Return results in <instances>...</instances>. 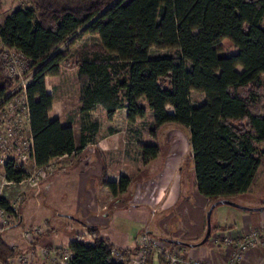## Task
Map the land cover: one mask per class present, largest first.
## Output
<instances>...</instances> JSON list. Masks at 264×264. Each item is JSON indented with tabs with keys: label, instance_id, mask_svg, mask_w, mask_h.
<instances>
[{
	"label": "trees",
	"instance_id": "obj_1",
	"mask_svg": "<svg viewBox=\"0 0 264 264\" xmlns=\"http://www.w3.org/2000/svg\"><path fill=\"white\" fill-rule=\"evenodd\" d=\"M87 34L98 43L82 46L69 65L71 48ZM0 43V107L17 95L3 51L16 50L34 69L26 97L38 167L87 144L83 137L77 148L74 128L50 119L55 98L47 78L70 67L84 114L101 108L112 121L125 109L135 123L151 113L154 136L167 125L188 129L196 184L210 205L252 190L264 164V0H33V8L6 17ZM193 91L205 95L202 104L193 103ZM143 150L146 163L160 153L159 145ZM2 166L14 183L29 176L14 158ZM101 181L115 197L131 184L127 177L108 181L106 166ZM10 204L0 197L15 225L20 212ZM8 227L0 225V264L19 253L3 238ZM84 238L69 243L68 264H128L108 239Z\"/></svg>",
	"mask_w": 264,
	"mask_h": 264
},
{
	"label": "crops",
	"instance_id": "obj_2",
	"mask_svg": "<svg viewBox=\"0 0 264 264\" xmlns=\"http://www.w3.org/2000/svg\"><path fill=\"white\" fill-rule=\"evenodd\" d=\"M52 77L56 76H50L47 80ZM50 92L53 93L55 98L53 109L50 112V119H59L63 125L74 128L77 148L82 147L83 137H85L87 144L72 156H62L53 160L52 164L57 160L67 157L71 158L75 155L81 157L82 155V159L78 157L76 159L71 158L73 161L68 162L66 168L37 185L9 181L5 176L3 166L0 165V197L13 202L15 199L13 200L11 197L12 192H21L24 196L18 208L19 212H21L19 221L4 230L3 238L5 235H10L12 227L23 223L25 219L24 210L28 200L35 201L38 210H45L47 209V204H44L46 198L50 200L58 192L63 200L67 199V193L72 196L71 203L67 204L70 209L65 206L67 208H63L59 216L71 219L78 224V227L67 230L65 237L61 233L55 235L57 230L51 224H47L48 222H44V227L36 226L41 228L42 231L34 238V242L31 245L27 244L26 240L22 243H18L15 240H11L10 243L6 241L10 246L18 250L19 253L34 251L35 261L31 264H68L64 261L61 251L57 260L52 261L50 256L43 255V249H52L53 247L59 249L67 248L69 243L79 235H85L84 241L93 243L95 237L98 236L113 243L122 252L124 260L128 264H132V260L135 259L139 252V231L133 229L128 234L122 228L113 227L115 229L114 233H112L113 236L106 234V231L109 230L107 228L111 227L108 220L110 216L114 213L117 214L116 211H119V209L130 206L140 210L148 208L149 215L147 220H150V222L146 232L152 234L156 239L165 241V238H171L188 243H198L204 238L210 202L198 190L194 173L193 151L192 161L188 170L182 167V160L175 159L174 156H171L172 159H166L159 163L157 162L158 155L146 163L143 146L157 144L139 141L136 145V153L138 152L140 159L137 160L134 155L131 156L130 148L132 147H129L128 144L120 141L114 143L115 139L113 138L116 137L117 131L114 127H110L107 133H103V124L93 117V113L101 108L84 114L81 111L79 101V127L76 126V119L68 115L70 111L66 112L67 117H65L64 109L61 112L56 110L58 99L53 91ZM12 104H15V107ZM120 112H124L126 121L130 123L127 120V111L125 109L119 110L112 121L107 119L104 112L107 122L111 125L114 124ZM0 114L5 115L7 121L20 123L22 127L21 138L28 140L33 146L26 94L16 95L4 103L0 107ZM12 148H14L15 152L12 151L13 153L8 154V157L23 163L27 172L38 167L31 156V149L25 150L26 155L24 153L19 157L20 152L17 146ZM89 149H93L95 153L90 156L84 155L86 150ZM105 166L107 167L108 181L118 182L122 177L130 179L131 184L126 193L115 197L109 188L102 184L101 180ZM187 171L190 178L186 179L184 175ZM260 172L252 189L259 178ZM261 178H264V173ZM249 193L238 196L236 202L249 207L264 205V193L254 194L252 196L254 198L248 202H239V199L245 195L248 196ZM112 205L114 206L113 209H111ZM220 214L226 219L231 217L229 218L230 221L225 225L218 222L216 226L218 230L212 233H225L235 240L241 239L251 229L261 228L264 225V211H245L232 207V209H221ZM79 225L82 226L81 229H79ZM112 237L118 238V243L113 242ZM168 244L172 249L180 250L186 259L209 260L214 264H225L229 252L228 248L223 245L213 247L211 244L207 246L204 244L199 247H187ZM149 260L154 264L161 262V258L155 252L149 255ZM12 264L20 263L17 258H14ZM241 264H264V246L251 250Z\"/></svg>",
	"mask_w": 264,
	"mask_h": 264
},
{
	"label": "rangeland",
	"instance_id": "obj_3",
	"mask_svg": "<svg viewBox=\"0 0 264 264\" xmlns=\"http://www.w3.org/2000/svg\"><path fill=\"white\" fill-rule=\"evenodd\" d=\"M33 8V0H0V25L4 22L7 16H9L14 10L18 8ZM80 33V32H79ZM79 33L77 35H79ZM76 35V36H77ZM99 41V38L95 35L87 34L85 36L79 37L77 43L71 48L72 51V57L70 56V64L74 61H76V55L77 52L82 48V46L85 45H93L97 44ZM64 47H62L63 49ZM10 49H5L3 51V56ZM166 51L153 49L152 54H159V53H165ZM4 66V61H3ZM9 76V75H8ZM13 81H15V87L18 85V80L15 78H12L9 76ZM50 77V76H49ZM262 81L264 83V75L262 77ZM48 86L51 91H53L58 99L56 110L61 112L63 109L65 110V117H67L66 112L70 111L71 117L73 116L74 119H76V126L80 125V116H79V84H78V75H77V69L76 68H70L66 67L63 69L62 73L56 77L49 78L48 80ZM14 87V88H15ZM15 89L12 90V92ZM20 91V89H19ZM20 93V92H17ZM16 93V94H17ZM192 101L195 105H200L205 101V95L203 93L193 91L191 94ZM72 113V114H71ZM124 112H120L118 117L115 119L114 124H109L107 122V119L105 117V114L103 110L99 109L93 113L94 119L99 120L103 124V133H107L110 127H114L116 131V137L113 138L114 143L117 141H120L122 143L128 144L131 152V156L134 155V158L139 160L140 156L138 155V152L136 153V145L139 141H145V142H152L160 147V154L157 162L164 161L166 159H172L171 156H174L175 159L182 160V167L184 169H187L190 167V163L192 161V148L189 141V131L186 128H183L181 126L177 125H167L160 130L157 131V135L154 136L151 133V129L153 127V120L151 118V114H149L148 117L145 119H139L135 123H128L126 121V118L123 114ZM80 127V126H79ZM134 147V148H133ZM15 152L14 148L10 147L8 152L6 153V156L8 154H11ZM20 152V150H19ZM95 152L93 149L86 150L85 154L86 156H90L91 154H94ZM21 156V153L19 157ZM81 158L79 155H75L73 158ZM70 157H67L62 160H57L53 163L56 170L54 174H50L46 179H50L53 177L57 172L63 170L66 168V164L68 162L73 161ZM93 159V158H91ZM193 167V163H192ZM34 169H30V172H34ZM188 171L185 173L184 178H190L188 177ZM264 173V164L261 168V172L259 174V178L254 186V188L251 190V192L248 194V196H243L241 199H239V202H248L249 200H252L254 197V194L256 193H264V178H261ZM139 177V176H138ZM137 177V179H138ZM44 179V180H46ZM43 180V181H44ZM11 193V192H10ZM21 194V192L18 193H11V197L13 200L18 197V195ZM67 199L63 200L61 198V194L56 193L51 199H47L44 204H47V209L45 210H38L37 203L35 201L28 200V204L24 210L25 212V219L23 223H21L19 226L12 227L10 231V235H5L4 239L7 242H11V240H15L18 243L24 242L26 240L27 244L31 245L29 241L26 239V237L23 235L25 231L31 230L36 228V226L44 227L45 223L51 224L57 231L55 232V235L58 234H64L66 237V231L77 228L78 224L76 222L72 221L71 219L67 217L61 218L59 216L60 211L63 208H69L70 207L67 204L71 203L72 196L71 194L67 193L66 195ZM128 200V197H127ZM130 201V200H129ZM247 204V203H246ZM67 206V207H65ZM114 206L112 205L113 209ZM221 209H232V206L230 205H220L218 206L212 217V222L214 225L213 231L216 232L217 224L218 222H221V224L225 225L228 224L230 221L229 218H223L221 216ZM117 214H112L110 218L108 219L110 222L111 227L107 228L105 230L106 234L112 235L114 233V228H122L123 231H126V233L129 234L133 229H137L139 231V239L141 236L147 231V226H149L150 220H147L148 218V208H142L136 209L133 207L128 208H121L119 211H116ZM118 212H120L119 215ZM21 213V212H20ZM17 219L14 220L16 223ZM40 224V225H39ZM79 229H81V225H79ZM114 227V228H113ZM79 232V231H78ZM214 234V233H213ZM12 235V237H10ZM113 236V235H112ZM9 237V239H8ZM64 238V236H63ZM113 242L118 243V238L112 237ZM117 240V241H116ZM208 244H211L213 247L218 246V244L215 242V239L213 236L209 239V241L205 244L206 246ZM205 246V247H206ZM171 248V246H169ZM178 250V249H177ZM180 251V250H179ZM212 262V261H210ZM227 258L225 260V264H227Z\"/></svg>",
	"mask_w": 264,
	"mask_h": 264
},
{
	"label": "built area",
	"instance_id": "obj_4",
	"mask_svg": "<svg viewBox=\"0 0 264 264\" xmlns=\"http://www.w3.org/2000/svg\"><path fill=\"white\" fill-rule=\"evenodd\" d=\"M9 51L11 52L8 53V51H6L3 56L4 69L9 76L18 80V85L14 88L15 90L13 93L20 92L17 93V95L22 93L25 95L27 85L34 74V69L32 68L31 63L23 58L16 50L10 49ZM12 106L15 107V104H12ZM21 134L22 127L20 126V123L17 121H7L6 116L0 114V165H3L6 162L8 158L6 153L10 147L16 148L17 146L22 155L24 153L26 155L25 150L32 149V145L29 141L21 138ZM55 170L56 168L52 163H49L46 166L36 167L34 172H29V176L21 183L37 185L50 176V174H54ZM23 198V194H19L16 200L10 202L11 207L17 210ZM0 219L1 225L5 227L14 223V220L9 218L5 209H0ZM41 231V228L36 227L25 231L23 235L29 243L32 244L34 238L38 236ZM212 236L218 245H223L228 248L227 264H241L251 250L259 246H264V225H262L261 228L251 229L241 239L237 240L220 232L212 233ZM59 252L62 253L64 261L68 263L72 256V252L68 247L63 249L53 247L52 249H43L42 251L43 255L50 256L52 261L57 260ZM152 252L157 253L161 258V262L157 264H214L209 260L186 259L181 251L170 248L168 243L156 239L148 232H145L141 236L139 252L135 259L132 260V264H154L149 260V255ZM113 253L120 261H124V256L119 248H114ZM16 258L20 264H31L35 261V252L27 251L18 253Z\"/></svg>",
	"mask_w": 264,
	"mask_h": 264
},
{
	"label": "water",
	"instance_id": "obj_5",
	"mask_svg": "<svg viewBox=\"0 0 264 264\" xmlns=\"http://www.w3.org/2000/svg\"><path fill=\"white\" fill-rule=\"evenodd\" d=\"M220 205H230L232 207L242 209L245 211H264V205L258 206V207H249V206L240 204V203H238L232 199H220L218 201H215L213 204H211L208 211H207L206 234L200 242L188 243V242H185V241H182L179 239H171V238H165L164 239L165 242L170 243V244H174V245H183V246H187V247H199V246L206 244L209 241V239L211 238L212 232H213V222H212L213 213H214L215 209Z\"/></svg>",
	"mask_w": 264,
	"mask_h": 264
}]
</instances>
